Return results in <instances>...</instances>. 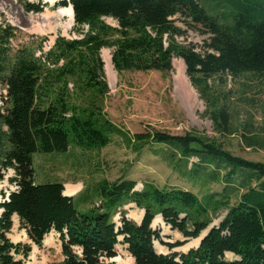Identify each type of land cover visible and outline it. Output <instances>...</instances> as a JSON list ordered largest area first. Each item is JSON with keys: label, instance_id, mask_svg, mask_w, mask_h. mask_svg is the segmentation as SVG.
Segmentation results:
<instances>
[{"label": "trees", "instance_id": "obj_1", "mask_svg": "<svg viewBox=\"0 0 264 264\" xmlns=\"http://www.w3.org/2000/svg\"><path fill=\"white\" fill-rule=\"evenodd\" d=\"M19 3L26 12L43 10L40 2ZM68 5L81 36L59 35L44 52V38L36 46L29 41L13 49L16 27L0 22V85L5 89L0 106V180L3 170L11 168L14 177L9 180L16 185L0 202V264H25L22 258L31 249L7 237L13 214L36 246L49 232L58 234L60 264H114L105 260L116 256L118 237L133 264H264V162L236 155L218 137L195 129L182 134L157 129L130 134L113 124L102 111L108 85L100 55L101 49H111L117 73H167L172 59L180 58L216 134L232 135L238 90L248 87L249 80L264 84V0H60L52 6ZM175 15L207 35L199 50L178 39L185 30L176 24ZM243 77L246 81L240 82ZM228 79L233 83L229 87ZM262 130L261 136L246 131L240 138L248 147L262 146ZM112 134L136 153L150 147L193 184L222 187L198 196L174 185L145 181L135 190L132 179L102 178L93 191L83 190L100 200V205L84 212L72 196L63 194L61 182L35 183L34 152H64L72 144L86 150L100 148ZM231 196L236 198L233 203ZM127 203L143 211L139 223L118 209ZM221 207L227 213L197 247L173 251L184 241H161L169 252L155 251L153 241L159 233L150 224L156 215L165 226L194 239ZM117 213L119 225L114 221Z\"/></svg>", "mask_w": 264, "mask_h": 264}, {"label": "rangeland", "instance_id": "obj_2", "mask_svg": "<svg viewBox=\"0 0 264 264\" xmlns=\"http://www.w3.org/2000/svg\"><path fill=\"white\" fill-rule=\"evenodd\" d=\"M19 1L0 0V22L9 23L15 26L17 30L16 37L11 40L13 49L29 41L36 46L44 38L41 42V49L44 52L53 45L55 38L59 35L66 38L81 36L79 31H75L77 26L74 25L73 20L69 24L67 17L63 15L53 18L50 30L42 28L43 31L40 32L30 31L34 24L44 25V15H53L57 8L54 6L47 7V4L41 0H34L33 3L40 2L41 6L46 8L42 12H26ZM173 19L176 24L185 30V33L178 39L184 43L196 45L197 50H199L207 35L201 33L195 26L188 27L185 25L180 15H175ZM105 20L112 25H116L115 20H108L107 18ZM81 28L86 30V26ZM106 49L111 56V49ZM39 53L40 51L37 50V54ZM174 59L179 58L174 57L172 61ZM173 71V63L172 69L167 73L158 71H123L117 73L115 71L114 76L111 77V86L105 75L108 92L103 100L102 111L113 124L120 126L130 134L150 129L167 130L173 134H182L185 131L195 129L208 136L218 137L223 141L225 147L236 155L264 162V143L262 146L248 147L240 138V133L246 131L259 136L263 134L264 84H261L259 80L255 82L249 80L251 84H248V87H242L238 90L236 95L238 98L235 99V106L232 108V123L236 132L222 138L216 134L211 121L204 115V103L191 85L189 78L187 77L193 89L191 90L193 95L187 96L181 86L175 82ZM239 81L244 82L246 78H240ZM231 85L233 83L228 79L227 87ZM235 86L238 85L235 83ZM4 95L5 89L0 85V106L3 105ZM192 160L195 161L196 159ZM32 165L35 183L61 182L64 189L68 186L72 190L77 188L73 201L78 209L84 212L100 205V200L93 198L94 196L89 198L87 194L83 193L85 192L83 190L87 188L90 192L93 191L95 183L102 178L108 181L132 179L136 182L135 186L138 189H141L142 183L145 181H151L159 186L174 185L189 189L197 193L198 196L220 190L222 187V185L210 182L204 186L193 184L179 177L150 147L146 146L139 153H136L129 148L122 137L115 134H112L110 141L100 148L86 150L72 144L64 152H34ZM12 177H14L13 169L3 170V178L0 180V202L6 199L8 193L16 189V185L9 180ZM235 199L234 196H231L230 203H233ZM118 209L124 210L125 216L128 218L132 219V215L133 217L139 216V209L131 203L124 204ZM226 213L227 208L221 207L213 214L209 226H217ZM114 221L116 225L120 224L119 213L114 216ZM166 226L160 223L153 226V229L159 233V239H155L153 243L163 251L168 249L161 241L174 242L176 240L181 241L184 238L178 231L169 229ZM16 228L21 230L18 219ZM10 229L6 233L9 239ZM44 238H49V243L45 244L42 240L40 246H36L28 238L16 241L10 240L13 243L21 242L30 245L31 249L26 258L16 256L22 258L25 264H60L63 255L57 233L51 231ZM118 241L115 245L116 255L128 261L127 246L122 243V237H118ZM185 242L191 244L192 240L187 238L184 240ZM181 246L175 247L173 251H180L179 249H183L185 245ZM33 249L35 250V259L31 260L30 254ZM225 258L231 259L232 255L225 254ZM105 261L118 264L114 257Z\"/></svg>", "mask_w": 264, "mask_h": 264}, {"label": "bare ground", "instance_id": "obj_3", "mask_svg": "<svg viewBox=\"0 0 264 264\" xmlns=\"http://www.w3.org/2000/svg\"><path fill=\"white\" fill-rule=\"evenodd\" d=\"M30 1H34V0H30ZM44 1H47V3L49 2L51 4L50 6H52L55 3L56 0H44ZM59 15L66 16L67 19H68L69 24H71V22L73 20L72 8H71V6L68 5L67 7H58L57 11L53 15L45 14L44 15V25L39 24V23L38 24H34L30 28V31L40 32V31H43L42 28H45V29L47 28L48 30H50L52 28V20H53V18H56ZM107 19L110 20L111 18H107ZM48 30H46V31H48ZM100 55H101V59L103 61V67H104L105 75H106V77L108 79L107 82L111 86L112 85L111 77L114 76L115 72H114L112 64H111L110 53L108 52L107 49H104V50L101 49ZM172 63H173V67H174L173 77H174L175 82L181 86V88L184 90V92H185V94L187 96H190L191 94L193 95V92L191 91L193 89L190 86L189 81L187 79V76L185 74V67H184L183 61L179 58V59H174L172 61ZM76 189L72 190L68 186V187H66L64 189V194L67 195V194H69L71 192L76 191ZM0 211H1V209H0ZM142 213H143V211L141 210V214H140V210H139V213H138L139 216L133 217V215H132L131 217H132V219L134 221L138 222L140 220V218H141ZM154 219L155 220L152 221V226H155L156 223L163 224V221H162L160 215H156V217H154ZM11 220H12V227L10 229V233L11 234H8L10 239L12 241H16V240H19V239H22V238L26 239L27 237L25 235V232H23L22 230H19V229L16 228L17 216L15 214H13L11 216ZM166 227L168 228V226H166ZM204 232L205 231H202L201 234H203ZM191 240H192L191 244L188 243L187 245H185L183 247V249L180 248V250H186L189 247H195L196 244L198 243L199 239L196 238V239H191ZM43 243H45V244L49 243V238H44L43 239ZM34 249H33L32 253L30 254V259L31 260L35 259V250ZM156 250L157 251H162L159 247H156ZM228 255H232V254H228ZM114 259L118 262V264L119 263L120 264L133 263V258L129 254H128V261L123 260L121 257H119L117 255L114 257ZM39 264H42V263H39Z\"/></svg>", "mask_w": 264, "mask_h": 264}, {"label": "water", "instance_id": "obj_4", "mask_svg": "<svg viewBox=\"0 0 264 264\" xmlns=\"http://www.w3.org/2000/svg\"><path fill=\"white\" fill-rule=\"evenodd\" d=\"M29 2H33V1H30V0H28ZM42 2H44V3H46L48 6H50L51 4L48 2L47 3V1H44V0H41ZM57 1H60V0H56L55 2H57ZM66 1H68V0H66ZM43 8V10L46 8V7H42ZM109 23V22H108ZM109 24H111V23H109ZM135 189H137V187H135ZM64 194V193H63ZM8 195H9V193L7 194V197H6V199L5 200H7L8 199ZM64 195H66V194H64ZM0 213H2V209H1V211H0ZM159 215V214H158ZM156 217V216H155ZM161 217V216H160ZM141 218H142V215H141ZM141 218H140V220L138 221V222H140L141 221ZM162 219V218H161ZM154 220V218L152 219V221ZM152 221H151V224H150V227L153 229V226H152ZM163 221V220H162ZM212 226H214V225H211V226H208L207 228H206V230H205V232L203 233V234H200L199 235V237H198V243L196 244V246L195 247H197L198 245H199V243L201 242V240H202V238H203V236L205 235V234H207V232L210 230V228L212 227ZM168 228L169 229H171L170 228V226H168ZM203 230V231H204ZM185 239H187V238H185ZM184 238L181 240V241H184L185 240ZM196 239V238H195ZM188 243L187 242H185L183 245H187ZM153 247L155 248V250H156V247H158V245H153ZM182 247V246H181ZM189 248H192V247H189ZM189 248H187L186 250H180V251H182V252H185V251H187ZM169 250H162V251H157L156 250V252L157 253H163V254H166L167 252H168Z\"/></svg>", "mask_w": 264, "mask_h": 264}, {"label": "crops", "instance_id": "obj_5", "mask_svg": "<svg viewBox=\"0 0 264 264\" xmlns=\"http://www.w3.org/2000/svg\"><path fill=\"white\" fill-rule=\"evenodd\" d=\"M73 190H74V189H73ZM77 190H78V189H77ZM77 190H76V191H77ZM76 191L67 194V196H72V197L74 198V194H75Z\"/></svg>", "mask_w": 264, "mask_h": 264}]
</instances>
